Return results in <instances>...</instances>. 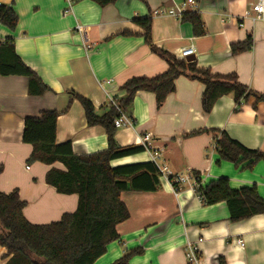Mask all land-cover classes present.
<instances>
[{"label":"crops","instance_id":"1","mask_svg":"<svg viewBox=\"0 0 264 264\" xmlns=\"http://www.w3.org/2000/svg\"><path fill=\"white\" fill-rule=\"evenodd\" d=\"M185 0H116L101 7L92 0H76L64 13L66 0H0L12 5L19 22L15 32L0 27V42L14 38L16 52L49 87L31 95L29 78L0 75V190H17L26 202L24 215L32 224L57 222L77 210V194H62L46 182L52 165L29 163L33 146L23 141L27 116L44 110L59 112L56 140H70L78 155L108 147L104 127L90 126L75 94L90 99L98 115L109 110L111 97H121V86L133 77L153 78L169 68L168 62L145 42L135 20L151 17L153 44L180 59L193 46L199 67L214 74L236 73L254 91L264 93V14L252 10L258 0H196L195 10L205 26L196 36L191 23L156 9L172 8ZM251 13L245 16L246 11ZM187 11H192L188 8ZM83 26V32L77 30ZM124 33H128L127 35ZM253 37L252 47L233 54V44ZM90 45V48L86 46ZM205 84L180 76L176 90L161 109L156 94L139 91L131 112L135 126L118 128L117 142L141 145L146 134L160 151V163L172 175L200 178L203 185L228 177L233 189L255 185L264 197V161L252 170L232 162H218L215 137L227 132L251 149L264 150V104L254 108L253 97L236 110L233 94L223 96L210 113L203 109ZM151 161L147 151L112 161L113 166ZM53 166L65 169L58 162ZM156 191H125L122 200L130 218L118 225L120 238L108 245L95 264H112L133 249H141L130 264H189L188 244L198 248L200 264H264V215L233 222L225 202L205 205L194 181L174 185L161 177ZM238 239L245 241L241 247ZM7 249L0 245V264Z\"/></svg>","mask_w":264,"mask_h":264},{"label":"trees","instance_id":"2","mask_svg":"<svg viewBox=\"0 0 264 264\" xmlns=\"http://www.w3.org/2000/svg\"><path fill=\"white\" fill-rule=\"evenodd\" d=\"M105 7L116 0H92ZM182 20L192 24L194 34H205L200 14L187 11ZM19 17L12 5L0 4V27L15 32ZM135 22L143 28L145 42L152 51L164 58L169 68L153 78L133 77L127 80L121 90V97H114L116 105L109 104V110L98 115L93 102L75 94L80 101L90 126L104 127L108 147L87 155L74 152L70 140L58 143L56 140L59 112L44 110L39 116H27L24 121L23 141L33 146L29 163L42 162L52 165L46 174V182L59 193L77 194L78 207L74 213L65 214L60 221L46 225L32 224L24 215L26 202L17 190L4 193L0 190V245L7 249L5 264H95L104 255L108 245L120 238L118 225L130 218V211L122 200L125 191H156L161 177L154 161H141L113 166L112 161L145 151L144 145L121 146L116 140L115 119L123 113H130L139 91L156 94L157 108L161 109L168 96L176 90V79L184 75L205 84L203 109L210 113L220 98L233 94L236 110L243 103L255 99L253 106L264 104V93L254 91L243 84L236 73L214 74L209 68L199 67L196 60L179 59L175 55L156 47L152 40L151 17L137 18ZM128 34V33H124ZM253 37L233 44L232 53L249 50ZM0 75H23L29 78L31 95H43L49 87L18 55L14 38L7 37L0 42ZM219 155L218 162H232L242 170H252L264 161V150L251 149L232 138L227 132L215 137ZM62 163L65 169L53 166ZM3 167L0 166V174ZM172 179L174 176L171 177ZM175 186L178 184L173 182ZM205 205L225 202L233 222L264 215V197L255 185L233 189L228 177L211 180L207 185L196 187ZM141 249H133L112 264H130ZM190 264V263H189Z\"/></svg>","mask_w":264,"mask_h":264},{"label":"built area","instance_id":"3","mask_svg":"<svg viewBox=\"0 0 264 264\" xmlns=\"http://www.w3.org/2000/svg\"><path fill=\"white\" fill-rule=\"evenodd\" d=\"M76 0H66L67 4L64 9V13H68L74 2ZM197 7V1L196 0H185L182 4H175L172 8H160L156 9L154 11L155 15H170L174 16L176 18L181 19L184 15L185 12H187L188 8H191L192 11L195 10ZM252 10L257 13V18H261L264 14V0H258L256 4L253 5ZM251 11L248 10L246 11L245 16L250 15ZM77 30L79 32H83V26L77 25ZM2 36L0 35V41L3 40L1 38ZM87 48H90V45L86 46ZM195 54V49L193 46L189 47H184L181 50V56L180 59L186 60L187 57H191ZM111 103L116 105V99L111 97ZM115 126L117 128H127V127H134L135 122L134 119H132L130 116H128L126 113L121 112V115L115 119ZM141 144L144 145L145 151H147L151 157V161H154L160 172V177H164L167 179H171V181L176 182L177 184L180 183H185L189 182L190 180L194 181L195 187H199L201 184V177L200 178H194L192 176H178V175H172V173L169 171L168 167L166 165H163L159 162L160 159V151L158 148H155L154 145L152 144V135L151 134H146L142 137L141 139ZM174 176L172 179L171 177ZM201 200L202 197L199 195L198 196ZM238 243L240 244L241 247L245 246V241L243 239H238ZM187 259L190 264H200V257H199V252L198 248L196 246H193L192 244H188L187 248Z\"/></svg>","mask_w":264,"mask_h":264},{"label":"water","instance_id":"4","mask_svg":"<svg viewBox=\"0 0 264 264\" xmlns=\"http://www.w3.org/2000/svg\"><path fill=\"white\" fill-rule=\"evenodd\" d=\"M188 61H191V60H195V57L194 56H191V57H187L186 58Z\"/></svg>","mask_w":264,"mask_h":264},{"label":"rangeland","instance_id":"5","mask_svg":"<svg viewBox=\"0 0 264 264\" xmlns=\"http://www.w3.org/2000/svg\"><path fill=\"white\" fill-rule=\"evenodd\" d=\"M159 161H160V159H159Z\"/></svg>","mask_w":264,"mask_h":264}]
</instances>
